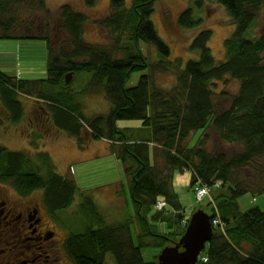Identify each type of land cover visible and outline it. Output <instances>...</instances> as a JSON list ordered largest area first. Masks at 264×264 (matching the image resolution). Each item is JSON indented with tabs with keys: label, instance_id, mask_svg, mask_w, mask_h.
Wrapping results in <instances>:
<instances>
[{
	"label": "trees",
	"instance_id": "obj_1",
	"mask_svg": "<svg viewBox=\"0 0 264 264\" xmlns=\"http://www.w3.org/2000/svg\"><path fill=\"white\" fill-rule=\"evenodd\" d=\"M156 1L132 0L127 6L125 0H111L110 11L97 20L113 37L111 43H104L86 38L89 15L69 2L60 6V25L53 28L40 12H52L47 0H0V36L44 37L49 41L48 77L16 78L0 70L1 99L18 120L25 114L18 91L37 95L47 101L54 125L78 138L81 145L85 128L92 136L116 142L117 154L131 179L134 213L109 222L102 211L95 210L97 217L84 230L70 232L65 239L64 248L73 264H105L108 251L114 253L118 264H156L159 253L146 260L143 247L161 250L184 232V226L179 225L185 213L173 188V177L177 168L186 167L194 171L192 184L200 181L212 190L221 188L209 205L211 219L218 215L226 232L214 226L199 264H264V210L257 206L241 211L239 205L242 194L264 192V33L249 35L264 0H219L237 24L226 40L227 58L216 62L209 46L212 29L203 27L191 42V47L201 49V56L188 60L184 67L170 57V46L151 17ZM85 2L94 5L97 0ZM195 2L201 7L204 0ZM179 21L182 26L196 27L202 17L195 16L194 8L188 6ZM141 41L154 44L161 59L151 60ZM118 50L123 55H116ZM146 69L149 71L141 74L138 83L128 85L134 71ZM83 70L93 72L85 90H102L112 102L110 111L88 116L68 90L66 74ZM155 70L176 73L172 88L153 83ZM228 75L239 78L241 87L230 97V105L219 110L215 79ZM121 118L142 119L152 135L128 136L118 125ZM211 126L222 138L240 141L242 149L234 153L211 149L205 132ZM198 129H203L202 135L190 146L189 139ZM38 154L34 158L0 143V180L10 181L24 195L43 189L45 207L56 217L58 209L73 204L79 185L73 176L56 169L49 152ZM44 166L46 173L41 171ZM249 169L256 171L254 180L248 178ZM216 181H220L219 187ZM160 197L174 209L166 206L153 211ZM85 198L96 206L93 196ZM157 221H166L169 229L159 230ZM135 222L137 241L132 232Z\"/></svg>",
	"mask_w": 264,
	"mask_h": 264
},
{
	"label": "rangeland",
	"instance_id": "obj_2",
	"mask_svg": "<svg viewBox=\"0 0 264 264\" xmlns=\"http://www.w3.org/2000/svg\"><path fill=\"white\" fill-rule=\"evenodd\" d=\"M65 2H69L75 8L84 10L88 13L89 20L85 27V36L87 39L104 43H111L113 41L112 35L97 21L110 11L111 0H97L94 5H87L85 0H47V4L51 7L52 12L46 13L45 10H40L41 15L44 17V22L49 21V25L53 28H58L61 20L60 6ZM131 3L132 0H125L127 6L131 5ZM188 6L194 8L195 16L202 17L201 23L196 27H185L180 24L179 16ZM151 17L154 20L159 34L170 46V57L175 61L180 60L182 62V67L186 65L188 60L192 58L197 59L201 56L200 48L191 47V42L200 29L203 27H210L212 29L209 46L218 63L227 58L226 40L237 27L234 19L219 0H204L201 7L197 6L195 0H157ZM1 32L0 30V35ZM250 33L249 35H253L254 37L264 33V5ZM141 47L143 51L151 57V60L157 61L161 59L158 49L154 44L141 41ZM48 53L49 41L47 38L0 36V70L10 76L30 79L48 77ZM115 54L120 56L123 55L119 50L115 51ZM148 71V69L134 71L128 81V85L138 83L141 74ZM70 72H72L71 80L69 82L66 81L67 84H69L68 90L82 103L83 111L86 115L93 116L98 113L110 111L112 102L102 90L94 92L85 90L93 75L92 71L83 70L80 72ZM152 76L153 83L161 88H172L177 81V75L172 70H155ZM1 80L0 78V81ZM215 83V100L217 109L220 110L230 105V97L239 92L242 82L239 78L228 75L223 79H215ZM41 85L39 84V86ZM18 96L25 107L24 116L18 120L13 118L12 113H10L1 99V105H3L5 111L0 120V143L12 149L22 150L34 158L39 155V151L45 150L49 152L52 159L55 161L56 169L65 175L73 176L79 185L73 204L68 208L58 209L56 211V217L52 215L46 207H42L46 215V220H49L52 227L56 230L54 240L61 246V260L67 262L66 260L70 258L64 248L65 239L70 232L84 230L88 222L97 217L95 210L102 211L109 222L124 220L131 212L134 213V203L131 195V179L125 171L124 164L121 177V171L119 169L122 167V162L119 161V165L116 156L98 155L83 162H69L72 157L76 155V150L74 148L75 142L72 140L74 137L54 125L48 116L47 101L37 95H30L23 91H18ZM142 121L143 120L139 118H121L118 119V125L126 131L128 136H136L140 132L136 125L142 123ZM83 132L85 138L84 143H86L88 141L86 135L87 133L91 135L92 131L85 128ZM202 132L203 129H198L191 135L189 139L190 146H195L198 143ZM205 132L208 134L207 142L211 149L234 153L240 151L243 147L240 141H230L222 138L220 132L213 126L207 128ZM80 146L84 145L80 144ZM151 156L152 160L155 161L156 158L153 151ZM75 158L76 157H73V159ZM47 169L48 168L44 166L41 171L46 173ZM185 170L190 174L187 177L183 175ZM247 171L251 172L248 178L254 180L253 176H255L254 172L256 171L253 169ZM193 175V169L186 167L184 169L177 168L173 177V179H176L177 187L175 190L183 205V213H185L183 219L187 218L188 222L191 214L197 208L202 207L210 213L211 206L209 202H211L215 194L219 193L221 190V188H214L212 190L211 187L209 192L205 194L202 199L197 200L195 185L199 181L192 184ZM262 177L264 178V173ZM218 182L220 181H216L215 184ZM43 193V189H37L30 193V196H32L37 203L42 202L40 203L43 204L41 206H45ZM1 194H5L7 202H10V200L19 202L29 196L21 194L10 181L4 182L0 180V200L4 198ZM87 196H93L97 207L86 200L85 197ZM84 200L85 202L83 204ZM239 205L241 211H247L257 206L264 210V192L255 194L249 191L242 194L239 197ZM166 206L170 209H174V205L170 202H168ZM155 207L153 211L165 209L158 208L157 206ZM1 209L2 207L0 204V210ZM171 212L177 211L173 210ZM215 217L220 219L218 215L211 219L214 224L213 227L218 225L226 232V226L222 224L223 222L221 219L220 222L216 224L213 222ZM188 222L181 220L179 228L184 226L185 230ZM156 224H158L159 230L166 231L169 229L166 221H157ZM15 230L8 234L6 239L14 242L13 232H15ZM137 231L138 226L135 222V224H132V232L136 241ZM208 242L209 241L206 242V245H208ZM1 246L2 245H0V247ZM160 251L159 247H143V254L146 260H152L154 257L153 255L155 253H160ZM201 253L199 259L201 258ZM46 254L47 253L43 252L42 258L47 259ZM55 257L57 258L56 255ZM53 258L54 255L51 253L47 263H52ZM105 264H118L112 251L107 252Z\"/></svg>",
	"mask_w": 264,
	"mask_h": 264
},
{
	"label": "flooded vegetation",
	"instance_id": "obj_3",
	"mask_svg": "<svg viewBox=\"0 0 264 264\" xmlns=\"http://www.w3.org/2000/svg\"><path fill=\"white\" fill-rule=\"evenodd\" d=\"M4 111L0 96V120ZM1 195L4 198L0 200V264H73L70 257L68 263L61 260V246L54 240L56 230L46 220L42 202L37 203L30 194L22 201L7 202L5 194ZM13 230L14 242L6 239ZM43 252L47 259L42 258ZM51 253L53 261L47 263Z\"/></svg>",
	"mask_w": 264,
	"mask_h": 264
},
{
	"label": "water",
	"instance_id": "obj_4",
	"mask_svg": "<svg viewBox=\"0 0 264 264\" xmlns=\"http://www.w3.org/2000/svg\"><path fill=\"white\" fill-rule=\"evenodd\" d=\"M67 73L66 81L71 80ZM214 235L211 214L200 207L193 211L184 232L173 244L165 245L156 264H199V256Z\"/></svg>",
	"mask_w": 264,
	"mask_h": 264
},
{
	"label": "crops",
	"instance_id": "obj_5",
	"mask_svg": "<svg viewBox=\"0 0 264 264\" xmlns=\"http://www.w3.org/2000/svg\"><path fill=\"white\" fill-rule=\"evenodd\" d=\"M136 127L140 131L138 133V137H149L150 132H152V129L150 127H147L142 123L137 124ZM86 138H88L87 139L88 141L84 143V146H80V144L78 143L79 141L77 140L78 138L76 137L72 138V140H74L75 142V146L74 145L73 146L76 150V155L73 157H76V158L73 159L72 157V159L69 162H74V163L83 162L90 158H94L98 155L116 156L118 164L120 163L119 161L122 162V160L119 158L117 154V149L115 147V143H116L115 141L109 139L108 137H104V136L95 137V136L90 135L89 133H87ZM122 169H123V162H122V167L119 169L121 171V177H122Z\"/></svg>",
	"mask_w": 264,
	"mask_h": 264
},
{
	"label": "built area",
	"instance_id": "obj_6",
	"mask_svg": "<svg viewBox=\"0 0 264 264\" xmlns=\"http://www.w3.org/2000/svg\"><path fill=\"white\" fill-rule=\"evenodd\" d=\"M205 185L208 187V189L210 190L211 186L207 185V184H203L202 182H197L195 185V191H196V196H197V200L202 199L203 196H205V193L203 191H199L200 189H203L205 187ZM209 192V191H208ZM168 201L165 198H159L157 200V202L155 203V206L159 205V208H165L167 205ZM184 221L188 222V219L185 218L183 219ZM215 224L220 222V219L218 217L214 218L213 221ZM207 259V257H206Z\"/></svg>",
	"mask_w": 264,
	"mask_h": 264
},
{
	"label": "clouds",
	"instance_id": "obj_7",
	"mask_svg": "<svg viewBox=\"0 0 264 264\" xmlns=\"http://www.w3.org/2000/svg\"><path fill=\"white\" fill-rule=\"evenodd\" d=\"M183 175L187 177V176H189L190 174L188 173L187 170H185V172L183 173ZM185 186H186V185H185ZM216 186L219 187V184L217 183ZM176 187H177V185H176V179L174 178V179H173V188H176ZM182 187H184V186H182ZM199 191H203L205 194H207L208 191H209V189H208V187L205 185V187H204L203 189H200ZM157 207L159 208V205H157Z\"/></svg>",
	"mask_w": 264,
	"mask_h": 264
},
{
	"label": "bare ground",
	"instance_id": "obj_8",
	"mask_svg": "<svg viewBox=\"0 0 264 264\" xmlns=\"http://www.w3.org/2000/svg\"><path fill=\"white\" fill-rule=\"evenodd\" d=\"M150 136L152 135V132H150V134H149Z\"/></svg>",
	"mask_w": 264,
	"mask_h": 264
}]
</instances>
